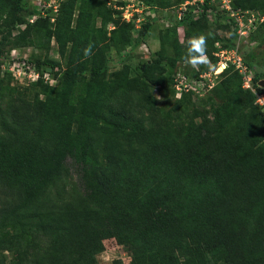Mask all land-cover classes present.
I'll use <instances>...</instances> for the list:
<instances>
[{
  "label": "trees",
  "instance_id": "1",
  "mask_svg": "<svg viewBox=\"0 0 264 264\" xmlns=\"http://www.w3.org/2000/svg\"><path fill=\"white\" fill-rule=\"evenodd\" d=\"M6 4L13 14L0 24V57L23 13L34 18L32 25L10 43L32 45L31 30L41 29L66 61L64 67L33 61L58 76V84L30 85L54 93L26 100L10 91L0 101V254H12L7 264H24L23 250L38 234L49 244L35 252L34 264H96L109 236L129 249L128 264H264V114L240 75L224 71L205 98L214 130L193 123L178 135L145 129L123 110L133 98L154 109L148 94L155 75L172 74L183 53L177 48L166 56L160 42L134 80L127 66L109 74L106 54L145 44L154 20L141 24L133 39L134 24L106 0H59L54 18L42 17L29 0H0V11ZM231 6L264 11V0H232ZM190 9L179 24H194ZM243 61L253 89L264 94V48ZM68 163L85 200L78 205L46 199Z\"/></svg>",
  "mask_w": 264,
  "mask_h": 264
},
{
  "label": "rangeland",
  "instance_id": "2",
  "mask_svg": "<svg viewBox=\"0 0 264 264\" xmlns=\"http://www.w3.org/2000/svg\"><path fill=\"white\" fill-rule=\"evenodd\" d=\"M58 1L59 0H48V3H46L47 10L44 13L54 18L56 13H54L53 10ZM142 1L150 7L151 17L149 18L157 16L156 20L153 21L151 35L145 43L146 50L141 46L135 47L131 45L124 46L120 51H115L114 48L111 47L106 54L109 61V74L119 71L123 66H127L128 78L134 80L140 71V67L145 63L151 62V60L155 58V52L159 50L160 42L163 44V51L166 56L172 57L175 50L180 48L184 57L186 41L190 37L200 34L208 38L207 55L212 62L213 57L211 56V52L216 43H219L222 48L236 47L242 56L251 52L259 53L263 51L264 21H262V23L259 22V20L262 17L264 18V11H250L255 14L254 17L250 14L246 15V18L249 17L251 20L254 18L250 32H254L256 35L255 39L252 40L249 36L250 33L247 38L239 39L234 23L228 22L219 12L220 0H215L210 4L206 2L204 8H202L203 11H201L203 13L197 11L189 20V22H194L193 25L188 23H181L178 25L171 17L184 2H191L192 0H168L167 4H161L160 0ZM29 2L31 4L36 3L35 0H29ZM109 2L110 7L113 8L115 5L114 9L118 10L120 14L125 13L123 5L125 3L123 0H109ZM48 4H50L49 7ZM164 12H167L171 16L164 15ZM12 14L10 6L6 4L4 9L0 11V24H6ZM32 18L31 16H25L23 13L18 14L19 24L12 31V36L7 37L5 40L4 46L2 47L3 54L0 59L10 57L11 52L16 50L14 54L18 58L25 57L32 62L37 60H52L64 67L66 61L59 56L54 38H51L49 43H47L44 31L41 29L31 30L29 37L34 38L35 41L32 45L14 47L13 44L10 43L14 35L18 34L21 30L26 28V26L32 25L30 21ZM245 22L247 24V20ZM112 29L113 25H108V32ZM131 35L134 39L139 35V31L133 28L131 29ZM1 37H5V32L3 30L0 33V39ZM182 62H184V59L177 64H181ZM1 65L2 61H0V101L2 100V103L4 99L7 98L10 91L13 96H16L17 93H22L23 98L26 100L32 99L36 93L40 94V98H44L46 93L55 92L43 86H31L30 84L21 85V83L13 80V78L7 77L1 69ZM176 69L177 67L175 70ZM184 69L188 73H196L195 71H191V67L187 64ZM203 69L204 68L201 67L200 72H202ZM175 70L172 74H170V72L165 73V75H155V81L159 87H156L157 85L151 86L148 94V98H152L154 101V109H146L145 105H138L139 99L133 98L131 104L126 106L123 112L133 122L142 124L145 129L154 128L174 135H178L189 123L202 124L214 130L215 124L213 122L212 112L208 104L205 103V98L211 94V91L206 90V88L202 91L200 97L189 95V98H185L181 106L175 109L177 99L175 96L176 92L172 87ZM220 79L221 75L217 78L212 76L211 83L215 86ZM263 84L264 80L260 81L259 85H261V87H264ZM188 99L189 101L187 102ZM66 166V170L61 174V178L48 190L46 199L53 203L69 202L78 205L81 200L84 202L85 200L81 192L78 191L77 175L74 173L71 164L68 163ZM29 243V247L31 246V248L27 250L28 247H25V250H23V253L27 252L28 254L24 264H34V258L38 254L35 252H45L49 244L48 238L41 234L32 236ZM104 245L105 250L102 253L96 254V264H112L113 260H121L124 264L129 263L131 254L126 246L118 245L111 236L104 242ZM15 255H13V257ZM11 258L12 254L8 252L0 254V260L4 261L6 264L10 262Z\"/></svg>",
  "mask_w": 264,
  "mask_h": 264
},
{
  "label": "built area",
  "instance_id": "3",
  "mask_svg": "<svg viewBox=\"0 0 264 264\" xmlns=\"http://www.w3.org/2000/svg\"><path fill=\"white\" fill-rule=\"evenodd\" d=\"M36 3L33 4L37 9L38 13L42 17H47L49 15L44 12L47 10V6L42 0H35ZM108 6H110L109 0H106ZM125 4V13H121L122 20L127 23H133L134 29L139 30L141 24L146 23L149 20H155L157 16H150V7L144 4L141 0H123ZM215 0H192L191 2H184L181 7L174 13L172 16L167 12H164L165 15L171 16L174 21L179 24L183 20L185 14L187 13L189 7L190 16H194L197 11L203 13L202 8H204L206 2L210 4ZM232 0H220L219 12L222 16L228 21L233 22L236 27L237 35L239 39H245L248 37L250 28L253 25V20L249 17L246 18V15L250 14L254 17V13L250 11L240 12L234 11L231 7ZM50 4H48V7ZM115 8V5L113 6ZM120 9V8H119ZM56 6L54 7L53 12L56 13ZM172 12V11H171ZM136 17V18H135ZM34 18L30 21L33 22ZM247 20V24L246 21ZM264 18L262 17L259 22H262ZM53 21V19L51 20ZM250 26H249V25ZM142 48H145V44L141 45ZM213 51L211 56L213 57V62L210 61L208 55L209 64L207 66L200 65L198 67H191V71L196 73H188L185 71L186 63L179 64L174 75H173V89L175 90L176 99H179L183 94H189L194 97H200L202 91L206 90L211 91L214 85L211 83L212 76L217 78L224 71L231 69L232 71L237 72L242 80L243 88L249 89L255 95L254 104L260 109L264 114V95L257 94L253 90L252 85V74L246 67L243 61V56L238 52L236 47L234 48H222L219 43L214 44ZM16 50H13L10 54V57L1 58L2 65L1 69L4 73H7L13 78V80L22 84H32L42 81L43 84L54 86L57 84L58 76L55 77L51 71L41 72L36 68L35 63L28 60L27 58H18L15 56ZM214 64V65H213ZM203 67V71L200 72V68ZM250 72V73H249Z\"/></svg>",
  "mask_w": 264,
  "mask_h": 264
},
{
  "label": "clouds",
  "instance_id": "4",
  "mask_svg": "<svg viewBox=\"0 0 264 264\" xmlns=\"http://www.w3.org/2000/svg\"><path fill=\"white\" fill-rule=\"evenodd\" d=\"M207 39V36L200 34L192 36L186 41L184 62L188 66L198 67L200 65L207 66L209 64L207 57ZM91 47L92 46L89 45L84 49L85 56L91 54ZM178 65L179 64H177V67Z\"/></svg>",
  "mask_w": 264,
  "mask_h": 264
},
{
  "label": "water",
  "instance_id": "5",
  "mask_svg": "<svg viewBox=\"0 0 264 264\" xmlns=\"http://www.w3.org/2000/svg\"><path fill=\"white\" fill-rule=\"evenodd\" d=\"M263 86H264V84H263Z\"/></svg>",
  "mask_w": 264,
  "mask_h": 264
}]
</instances>
